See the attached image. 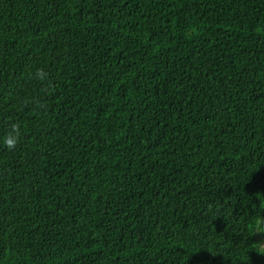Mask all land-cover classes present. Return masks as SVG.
Wrapping results in <instances>:
<instances>
[{
	"label": "trees",
	"instance_id": "16d2710c",
	"mask_svg": "<svg viewBox=\"0 0 264 264\" xmlns=\"http://www.w3.org/2000/svg\"><path fill=\"white\" fill-rule=\"evenodd\" d=\"M0 264H264V0H0Z\"/></svg>",
	"mask_w": 264,
	"mask_h": 264
},
{
	"label": "clouds",
	"instance_id": "9594fccd",
	"mask_svg": "<svg viewBox=\"0 0 264 264\" xmlns=\"http://www.w3.org/2000/svg\"><path fill=\"white\" fill-rule=\"evenodd\" d=\"M41 80L45 78V74L41 73L40 77ZM20 140V129L19 125H13L12 130L8 133V135L2 138V144L7 149L11 150L16 147Z\"/></svg>",
	"mask_w": 264,
	"mask_h": 264
}]
</instances>
